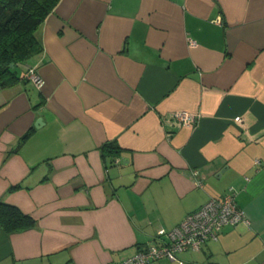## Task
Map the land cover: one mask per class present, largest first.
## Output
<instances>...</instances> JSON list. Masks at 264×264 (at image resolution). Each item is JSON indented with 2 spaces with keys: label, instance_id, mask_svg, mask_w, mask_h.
<instances>
[{
  "label": "crops",
  "instance_id": "0c3cea01",
  "mask_svg": "<svg viewBox=\"0 0 264 264\" xmlns=\"http://www.w3.org/2000/svg\"><path fill=\"white\" fill-rule=\"evenodd\" d=\"M36 35L0 83V201L34 219L0 264L118 262L229 190L248 223L147 264H264V0H58Z\"/></svg>",
  "mask_w": 264,
  "mask_h": 264
},
{
  "label": "built area",
  "instance_id": "2783aa9c",
  "mask_svg": "<svg viewBox=\"0 0 264 264\" xmlns=\"http://www.w3.org/2000/svg\"><path fill=\"white\" fill-rule=\"evenodd\" d=\"M25 77L37 87L43 84V79L35 67L27 66ZM238 118L235 117V119ZM170 120L175 124L190 125L194 122V116L187 111H177L171 114ZM192 175L197 178L198 170L193 169ZM200 183L197 179V184L200 185ZM241 221L249 222L243 210L236 203L235 192L229 190L221 197H210L198 208L187 213L172 228H159L157 234L161 238L158 241H154L126 259L106 264H147L160 258L175 260L180 251L198 249L206 241L216 239L224 225Z\"/></svg>",
  "mask_w": 264,
  "mask_h": 264
},
{
  "label": "trees",
  "instance_id": "16d2710c",
  "mask_svg": "<svg viewBox=\"0 0 264 264\" xmlns=\"http://www.w3.org/2000/svg\"><path fill=\"white\" fill-rule=\"evenodd\" d=\"M58 0H0V83L17 78L15 68L42 49L36 30ZM13 63V66L10 64ZM25 77V74H24ZM101 153L112 157L118 153L113 142L101 145ZM34 219L18 207L0 201V225L6 231L30 227Z\"/></svg>",
  "mask_w": 264,
  "mask_h": 264
},
{
  "label": "water",
  "instance_id": "95a60500",
  "mask_svg": "<svg viewBox=\"0 0 264 264\" xmlns=\"http://www.w3.org/2000/svg\"><path fill=\"white\" fill-rule=\"evenodd\" d=\"M10 66H13V63L10 64ZM39 120V118H37V121Z\"/></svg>",
  "mask_w": 264,
  "mask_h": 264
}]
</instances>
